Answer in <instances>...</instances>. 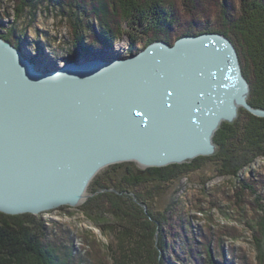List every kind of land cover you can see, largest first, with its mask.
I'll return each mask as SVG.
<instances>
[{
    "label": "water",
    "instance_id": "water-1",
    "mask_svg": "<svg viewBox=\"0 0 264 264\" xmlns=\"http://www.w3.org/2000/svg\"><path fill=\"white\" fill-rule=\"evenodd\" d=\"M248 93L221 33L45 70L0 37V212L79 205L111 164L164 166L210 154L211 135L239 106L264 117Z\"/></svg>",
    "mask_w": 264,
    "mask_h": 264
},
{
    "label": "rangeland",
    "instance_id": "rangeland-1",
    "mask_svg": "<svg viewBox=\"0 0 264 264\" xmlns=\"http://www.w3.org/2000/svg\"><path fill=\"white\" fill-rule=\"evenodd\" d=\"M61 1L64 3L63 8L55 4V0H39L32 9L20 6V0H0V37L7 40L4 37L8 36L12 43L18 44V49L36 66L39 56L44 58L47 53L49 57L46 56V59L52 62V67H46L44 70L56 69L70 59L84 61L94 53L99 55L104 49L109 51L105 56H110L111 50L118 44L122 45L123 56L135 54L147 46V25L138 28L135 24L129 27L128 22H123V11L120 13L123 21L120 17L117 20L111 17L109 19L108 23L112 24L114 36L107 44H103L97 34L102 18L95 17L94 14L88 18L86 22L90 27L84 31V34H88L85 37L88 41L91 39L99 43L93 42L94 46L89 47L87 52H78L74 49L76 39L71 33L69 19L65 16L67 11H71L66 6L71 0ZM90 1L83 0L89 5L92 4ZM222 1L195 0V7L192 9L186 0H161L159 5L171 10L170 15L174 16L176 21L171 26H164L162 29L166 30V33L157 40L172 44L177 38L187 34H200L208 30L216 33L226 32V35L221 34L234 46L241 73L249 83L248 97L252 89L257 87L254 69L255 62H259L263 54V49H258V46L263 37L259 39V34L264 33V26L259 28L261 31L253 30L252 35L247 33L248 37L244 32L243 37L239 33L241 29L238 30L232 21L226 19L228 23H224L225 16L221 13L223 7L220 6ZM15 5L19 6L18 12ZM116 7L119 13L118 5ZM227 8L235 19L243 18L240 0H227ZM245 11L249 18L256 13L254 20L258 17L257 13L262 12L264 17L263 7L261 12L253 8ZM118 20L125 29L121 30V35L117 37ZM255 32L258 35H255ZM255 38L258 40L253 41ZM132 44L133 48L130 47ZM251 49L255 51V56L252 55ZM247 112L239 106L233 120H222L211 135L214 151L176 163L179 168L176 169L175 178L153 181L149 180L146 177H149V174L145 173L147 168L165 167L174 163L141 167L142 165L132 160L116 163L119 165H108L96 174L99 179H115L117 184L122 186L131 182L129 174L127 178L123 176L128 170L146 178L133 182L138 185L135 191L144 192L149 189L147 192L153 196L139 198L147 205L138 204L146 213L149 210L153 215L155 225L159 228L155 230L154 237L157 239L160 236L161 240H166L167 243L177 244V250L173 249L175 255L172 256L171 247H166L158 255V260L162 255L169 264H214V261L215 264H258L260 261L257 258L259 255L256 243L264 233V153L254 157L251 154L256 142L252 137L250 116ZM229 152L237 154L231 161ZM240 156L247 161L246 164H241L243 160L240 161ZM224 159L229 161L232 167L227 164L228 169L222 165ZM93 180L94 178L91 181ZM91 181L87 187L88 196L81 204L63 205L32 214L36 219L42 220L46 226L47 240L57 246V251L61 257H65L66 264H100V260L103 264H111L110 250L118 251L116 232L110 227L116 219L107 211L108 208L100 210L96 207L95 200L91 201L94 195L91 193ZM181 244L189 245L188 251L186 247H180ZM109 246H112V249H109ZM208 253L211 255L208 256Z\"/></svg>",
    "mask_w": 264,
    "mask_h": 264
},
{
    "label": "trees",
    "instance_id": "trees-1",
    "mask_svg": "<svg viewBox=\"0 0 264 264\" xmlns=\"http://www.w3.org/2000/svg\"><path fill=\"white\" fill-rule=\"evenodd\" d=\"M20 1V6L23 8L30 7L33 9L39 0ZM55 1V4H58L62 8L64 7V3H62L61 0ZM160 1L161 0H91L90 3L92 4L89 5L86 3L87 0L86 2H83V0H71L69 4L66 5L71 9L70 12L67 11V13L70 14L67 15L65 12V16H67L69 19L71 33L74 39H76L74 49L78 50L80 53L85 51L87 52L89 51V47L94 46L93 42L97 44L99 43L96 40L91 39V41H88L85 37V35L88 34H84V31L90 27V24L86 22V20L93 17V14L95 17L100 16L102 18L99 24L101 28L97 34L100 36L101 42L103 44H107L108 41H110L114 36V30L111 29L112 24L109 25L108 23L109 19L113 18V20H117V18L120 17V13L123 11L125 13V20L123 21V19L121 17L120 18L123 22H128L129 27L133 25L135 26V24H137L138 28L147 25L145 34H147L149 38L146 41V45L154 40H157V38H161V35L166 33V30L162 28L171 26L172 23L175 24L176 19L174 16L170 15L172 12L171 10L166 9V7L163 5H159L161 4ZM186 1L188 4H190V7L192 6V9L195 7L193 6L195 0ZM240 4L242 7L241 10L243 12V15L241 16L243 18L238 20V18L235 19L233 17L234 15L228 11L227 0H223L222 3L220 2V6L223 7L221 8V13L223 16H225L223 20L224 23H228L226 19L228 21H232L238 30L241 29L239 30V33H241L243 37H245L244 32L248 37V34H253V30L261 31L260 29H262L264 26L262 25L264 22V17L262 16L263 13L261 12L262 7L264 11V0H240ZM117 5L120 9L119 13L116 7ZM23 8H21V10ZM252 8L254 10L258 9L261 12L257 13L258 17L255 20L253 19V16L256 15V13L252 15L251 18H249L247 12L245 11L246 9ZM15 9L18 12L19 6L15 5ZM62 13H64V10ZM121 23L122 22L118 20L117 29L119 30H117V37L120 36L122 31L125 29ZM124 25H126V23H124ZM106 28L108 30H105ZM209 31L212 30H208L207 32ZM221 33L226 35V32L224 31H221ZM263 34L264 33L259 34V39L261 36L263 37L258 46V49H263V54L260 56L259 62H255L254 69L257 87L252 89V93H250V96L247 97L248 102L252 106L259 108H264ZM255 35L258 34L255 32ZM4 38L9 40L11 44L18 48V44L12 43L8 36ZM85 40H87L88 43H86ZM257 40L258 39L255 38L253 41ZM168 43L171 44L170 42ZM133 45L134 44H132L130 47L133 48ZM252 55H256L254 50H252ZM247 114L250 116L252 137L256 142V144L251 142L252 145L254 144L253 146H256L254 150L251 151V154H253L254 157L256 154L264 153V117L253 115L249 111ZM236 156V153L232 154L229 152L228 154L230 161ZM239 158L241 159L240 161L243 160L241 156ZM240 161L237 160L236 162L238 163ZM246 163L247 161L243 160L241 164L244 165ZM227 164L232 167L231 163L229 161H225L224 159L222 165L229 169ZM177 168H179V166L174 163L165 167L147 168L145 173L149 174V177H146L153 181L155 179L159 180L161 178H175V176H177ZM235 169L236 168L233 170V174H235ZM128 174L130 175L129 179L131 180L129 185H118L115 179H99L97 178V175L94 177L93 182L91 181L93 187L91 193H94L91 201L95 200L96 207L100 210H107L108 208L107 211L110 212L116 219L114 220V223H112L116 225L112 226L111 224L110 227L113 230L115 229L116 238L119 245H116L118 248V251L116 250L117 253L115 249L113 251L112 246H109V249H112L110 250L111 264H169L170 262H168L167 259H163L162 255L160 260H158V255H160L161 252L166 249V247H171V254L173 256V249H176L177 244H175V242L167 243L166 240H161L160 236H158L157 239L154 237V232L158 227L155 225L156 223L153 219L152 213L149 210V213H146L140 205H147V203L144 200H139V198L144 196L148 195L151 197L153 195L152 193L147 192L149 189L144 192H136L135 189L138 185L133 183L139 182L140 179L143 180L146 178H144L142 175L135 174V172L132 170L125 172L123 175L124 178H127ZM164 176L166 177L164 178ZM47 236L46 226L43 225L42 220L36 219L32 214L24 213L10 215L0 212V264H66L65 257H61L59 255L57 246H54V244L49 242V240H47ZM182 244L180 247H186L187 250L189 245L182 246ZM256 245L259 255L257 258L260 260L258 261V264H264V233H262ZM208 254V256L211 255L210 253ZM99 263L103 264V261L100 260ZM215 263L216 262L214 261V264ZM211 264L213 263L211 262ZM217 264L220 263L217 262Z\"/></svg>",
    "mask_w": 264,
    "mask_h": 264
},
{
    "label": "bare ground",
    "instance_id": "bare-ground-1",
    "mask_svg": "<svg viewBox=\"0 0 264 264\" xmlns=\"http://www.w3.org/2000/svg\"><path fill=\"white\" fill-rule=\"evenodd\" d=\"M106 54H109V51L107 49H104V51L103 52L102 51L99 52V55H97V56H99L101 58H104V59H106L107 57H110V58H112V57H125V56L122 55L123 54V51H122V45L121 44H118V45H116V46L113 47V49L111 50L110 56H105ZM46 56H48L47 53H45L44 58H41V56H39L40 58H38V60H39V61H37L38 62V66L41 69H44L46 67H52V62H50L49 60H47L46 59ZM147 166H151V165H147Z\"/></svg>",
    "mask_w": 264,
    "mask_h": 264
}]
</instances>
